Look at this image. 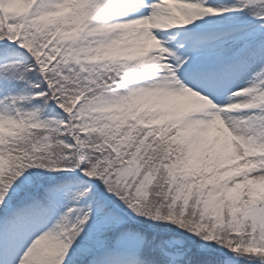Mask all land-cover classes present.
I'll return each mask as SVG.
<instances>
[{"label": "snow or ice", "instance_id": "snow-or-ice-1", "mask_svg": "<svg viewBox=\"0 0 264 264\" xmlns=\"http://www.w3.org/2000/svg\"><path fill=\"white\" fill-rule=\"evenodd\" d=\"M0 264H264V0H0Z\"/></svg>", "mask_w": 264, "mask_h": 264}]
</instances>
